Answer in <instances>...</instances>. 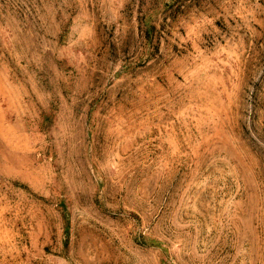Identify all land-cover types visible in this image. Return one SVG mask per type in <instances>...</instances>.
I'll list each match as a JSON object with an SVG mask.
<instances>
[{"label": "rangeland", "instance_id": "obj_1", "mask_svg": "<svg viewBox=\"0 0 264 264\" xmlns=\"http://www.w3.org/2000/svg\"><path fill=\"white\" fill-rule=\"evenodd\" d=\"M0 264H264V0H0Z\"/></svg>", "mask_w": 264, "mask_h": 264}, {"label": "trees", "instance_id": "obj_2", "mask_svg": "<svg viewBox=\"0 0 264 264\" xmlns=\"http://www.w3.org/2000/svg\"><path fill=\"white\" fill-rule=\"evenodd\" d=\"M171 7V5H166L165 7H164V9L166 10V9H168V8H170ZM146 24V23H145ZM147 26H148V24H147Z\"/></svg>", "mask_w": 264, "mask_h": 264}]
</instances>
